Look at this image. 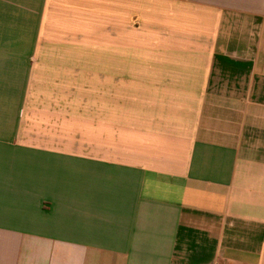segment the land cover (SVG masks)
Segmentation results:
<instances>
[{
    "label": "crops",
    "instance_id": "crops-1",
    "mask_svg": "<svg viewBox=\"0 0 264 264\" xmlns=\"http://www.w3.org/2000/svg\"><path fill=\"white\" fill-rule=\"evenodd\" d=\"M0 264H264V0H0Z\"/></svg>",
    "mask_w": 264,
    "mask_h": 264
},
{
    "label": "rangeland",
    "instance_id": "rangeland-1",
    "mask_svg": "<svg viewBox=\"0 0 264 264\" xmlns=\"http://www.w3.org/2000/svg\"><path fill=\"white\" fill-rule=\"evenodd\" d=\"M131 38H132V35H131ZM130 45L131 46H129L128 41H126L125 43L124 41H122V48H121L122 56L127 55V58H132V41ZM5 66L6 68L4 70H8L9 77H10L8 79L9 81L8 86H9L10 94L16 93V90H18V83H21L22 81L20 80V78L23 76V75H20V77L18 78V73L19 74L26 73L28 64L27 63H7V65L3 64V67ZM120 67H121L122 72L132 71V62L122 63ZM103 81H104V86H101V87L106 88V93H109L108 88L112 87L113 85L110 84L109 80L105 79ZM114 82L115 84L113 88L119 87L117 89L120 90L118 102L121 103V109L119 112H116V113L121 119L120 133H121V136H123L124 133L129 129L128 120L130 119L132 115V78L131 79L122 78L120 80H114ZM15 96L16 95H10V98H9L10 103L16 101ZM94 113H97V112H94ZM107 113L108 112H105V114Z\"/></svg>",
    "mask_w": 264,
    "mask_h": 264
}]
</instances>
